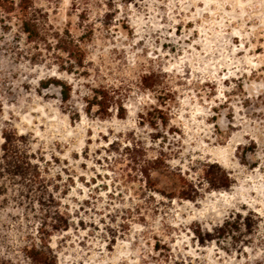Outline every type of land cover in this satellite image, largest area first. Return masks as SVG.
I'll use <instances>...</instances> for the list:
<instances>
[{
    "label": "rangeland",
    "instance_id": "374dc122",
    "mask_svg": "<svg viewBox=\"0 0 264 264\" xmlns=\"http://www.w3.org/2000/svg\"><path fill=\"white\" fill-rule=\"evenodd\" d=\"M35 1L48 34L81 42L85 66L62 69L15 19L0 22V144L23 135L49 192L0 194V264H33L24 248L55 210L67 217L47 237L55 264H264V0ZM52 79L70 86L66 101ZM99 86L116 101L106 116L86 111ZM206 163L227 187L201 180ZM190 182L194 197H179ZM236 213L260 219L242 245L195 237Z\"/></svg>",
    "mask_w": 264,
    "mask_h": 264
},
{
    "label": "trees",
    "instance_id": "16d2710c",
    "mask_svg": "<svg viewBox=\"0 0 264 264\" xmlns=\"http://www.w3.org/2000/svg\"><path fill=\"white\" fill-rule=\"evenodd\" d=\"M15 19L17 30L23 34L25 40L36 49V51H51L58 59L59 66L72 71L85 66V49L68 30L54 31L48 34L46 26L47 14L36 3L35 0H0V22L4 28H10L11 20ZM50 83L60 88L61 100L66 101L70 95V86L60 80L52 79L42 82L44 86ZM150 87V86H148ZM116 101L113 93L104 86L91 88L86 98V111L94 109L99 116H106ZM117 116L123 117L125 108L121 102L117 104ZM147 120L153 125L155 121L164 124L166 115H151ZM3 141L0 144V194H6L16 185L18 198L30 197L33 203H40L49 197L45 186L36 182L40 173L39 166L32 161L33 154L23 135L14 132H2ZM139 146L134 145L132 150L139 151ZM154 162V160H152ZM147 182L150 175L145 165L140 166ZM201 180L211 188H224L229 185L228 173L218 164L206 163L201 168ZM13 190V195L16 192ZM25 192L23 195L22 193ZM196 192L194 185L190 182L187 189H179L177 195L181 198L192 199ZM43 219L36 227L38 239L24 248V256L33 264H55L56 256L47 242V237L57 229H64L67 217L55 210ZM260 219L256 214L243 215L236 213L227 217L221 224L211 229H194L195 237L200 243L215 241L217 243L230 241L232 245H242L245 234H250L259 227ZM1 240V235H0ZM244 240V241H243ZM1 247V245H0Z\"/></svg>",
    "mask_w": 264,
    "mask_h": 264
}]
</instances>
